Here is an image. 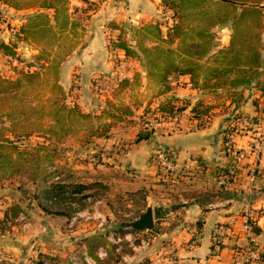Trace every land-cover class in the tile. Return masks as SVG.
Masks as SVG:
<instances>
[{
	"label": "rangeland",
	"instance_id": "374dc122",
	"mask_svg": "<svg viewBox=\"0 0 264 264\" xmlns=\"http://www.w3.org/2000/svg\"><path fill=\"white\" fill-rule=\"evenodd\" d=\"M44 1L15 0L18 7L32 10L24 15L14 14L10 7L19 8L13 7L10 0H0V42L16 46L12 55L0 49V73L10 78L21 77L24 71L39 74L34 82L23 84L19 97L1 100L0 135L16 140L21 149L29 152H34L38 144L48 148L42 154L47 156L37 174L29 162L14 172L0 173V230L7 235L14 231L18 236L30 230L38 233L36 239L42 237L54 249L43 260L48 264H89L83 256L88 240L92 245L90 264H127L120 253L125 246L131 250L130 242L142 246V240L148 239L143 231L128 226L139 218L146 199L143 193L127 188L129 176L126 168L117 165L118 156L128 150L126 145L138 128L154 131L160 125L175 123L171 113L160 110L161 105L174 107V113H180L177 124L183 120L194 123L195 104L214 115L226 113L232 108L233 94L235 97L251 87L235 82L243 83L250 76L254 85L264 82V75L253 77L257 70L245 68L254 52L264 47L260 38L264 36V0H253L261 9H257L262 13L259 20L256 14L248 13L234 23L231 18L243 9L240 3L226 6L221 0H175L176 18L174 22L163 18L162 26L160 21L157 26L142 28L108 22L107 36L110 31L113 34L108 37L107 47H111L110 43H124L131 57L140 58L143 69L138 65L133 68L131 63L124 65L126 59L118 57L113 67L104 69L102 76L92 80L84 91L78 69L62 68L60 63L88 38L90 16L70 21V0H46L57 6L56 13L50 16L52 11L40 7ZM25 18L28 21L23 22ZM175 23L179 26L173 30ZM133 39L137 41L136 49L132 48ZM27 42L36 44L42 53L29 54L23 49ZM48 56V62L43 61ZM120 63L126 74L123 79L118 76ZM174 65L195 70V78L179 77L173 73ZM168 68L171 70L166 72ZM179 87L195 94L178 97L172 91ZM81 96L84 106L80 104ZM59 105H78L81 111L89 108L91 112L85 113L91 117L70 122L66 119L73 129L68 133L57 127L53 133L38 130L24 135L31 129V116L38 111L47 115L51 125L57 123L50 113ZM153 120L156 127L150 125ZM107 127L108 132L100 135ZM57 185L68 186L58 199L44 192ZM15 204L21 206L26 219L21 220L19 214L5 221L6 211L11 216ZM123 245L119 252L117 248ZM102 247L107 255L100 257ZM73 256L75 260H71ZM34 263L37 261L30 264Z\"/></svg>",
	"mask_w": 264,
	"mask_h": 264
},
{
	"label": "crops",
	"instance_id": "0c3cea01",
	"mask_svg": "<svg viewBox=\"0 0 264 264\" xmlns=\"http://www.w3.org/2000/svg\"><path fill=\"white\" fill-rule=\"evenodd\" d=\"M164 1L70 0L68 19L71 21L90 16V25L86 30L88 38L72 54H68L60 66L78 69L83 91L92 80L102 76L104 69L112 68L118 57L126 59L124 65L131 63L133 68L142 66L139 57L133 58L123 49L112 52L107 47L108 37L113 31L107 36L105 24L111 21L126 22L142 28L157 26L160 21L161 25L162 19H166L162 9V5H166ZM10 9L14 14L22 12L24 15L32 11ZM47 10L52 11L48 13L50 16L56 13L55 8L48 7ZM133 40L132 48L136 49L137 41ZM25 45L23 49L29 54L42 53V49L33 42ZM48 60L49 56L43 61ZM133 68L132 71H141L143 66L142 69ZM142 73L147 74L143 70ZM178 76L188 80L190 75ZM144 78L148 82V77ZM175 90L172 92L181 98L188 97L190 93L195 94L184 87ZM244 93L243 102L232 105V111L237 115L255 116L257 121H262L264 91L249 87ZM83 99L81 96L80 104L84 106L86 103L81 102ZM84 112L91 111L86 108ZM228 121L229 114L221 113L215 115L213 121L204 128L183 120L178 124L175 122L156 127L147 140L137 141L139 128L130 137L132 139L126 145L128 150L118 156L116 163L126 168V176H129L127 188L145 195L144 208L140 213L152 205L155 226L152 232L143 231L149 246H134L130 242L128 246L131 250L125 246V251H121L124 245L117 248L127 264L144 260H149L150 264H235L239 250L260 247L264 251V155L255 181L249 180L248 171H244L235 183L227 187L219 186L213 179L228 162L224 139ZM160 148L174 152L175 163L179 167L177 173L163 174L152 162V156ZM248 220L254 223L257 231L246 230L245 223ZM35 236L39 235L32 230L21 236L14 231L3 234L0 230V264H30L49 258L47 254H51L54 249H50L42 237L36 239ZM48 263L45 261V264ZM250 264H264V259Z\"/></svg>",
	"mask_w": 264,
	"mask_h": 264
},
{
	"label": "trees",
	"instance_id": "16d2710c",
	"mask_svg": "<svg viewBox=\"0 0 264 264\" xmlns=\"http://www.w3.org/2000/svg\"><path fill=\"white\" fill-rule=\"evenodd\" d=\"M11 2H13L15 8H19L17 6V4H15V0H10ZM193 1V0H192ZM223 5L226 6H236L238 5V3L242 4V10L240 13H238V15L233 16L231 19H233L234 23H236L239 20H243V18H246V15L248 13H253L257 15V20H259L258 18L260 17V15L262 13L258 12L257 9H259V5L257 6V2H254L253 0H221ZM48 1H44L42 5H40L41 8H48V7H52L55 8L57 11V6L56 5H52L53 3H48ZM164 3L166 5H168L169 7H171L174 11V13H177V8L175 7V0H165ZM261 10V9H259ZM25 26V25H23ZM28 26H31V24H28ZM178 25V23H175L173 25V30L174 28H176ZM26 27H24L25 30ZM34 27L32 26L31 29H33ZM36 29V28H35ZM264 36L261 34L260 38L263 41V46H264ZM119 48L125 50L127 55H131V51L129 49V47L127 45H125L124 43L120 44V46L118 44H116ZM0 49L3 51L8 52V54H15V50H16V46L13 45L12 43H6V42H0ZM14 49V50H13ZM249 64H247L245 66V68L248 69H252V70H257V72L255 73V75L253 77L256 76H260V75H264V47L262 50L259 51H255L254 54L250 57V61L248 62ZM173 73H176L178 75H190L192 76V79L195 78L194 76V72L195 70L193 69H183L182 67L179 66H173ZM171 70V68L166 69V72H169ZM213 70V69H212ZM216 70V69H214ZM232 70V69H231ZM229 71V69H226V72ZM213 76L215 77V74L212 73ZM37 78H39V74L35 71H24L21 73V77L18 78H10V77H6L4 75H2L0 73V102L2 99H6L8 100L10 97H19L20 94H22L21 92V88L23 86V84L25 83H32L34 82ZM257 82V81H256ZM236 85H243L245 86H251L253 88H256L258 90L264 91V82H260L258 81L256 83V85H254V80L252 79V76H250V78L246 79L243 83L240 82H235ZM165 84H167V81H165ZM233 85V83H231ZM242 86V87H243ZM255 86V87H254ZM170 85H168V89H170ZM243 89V88H242ZM232 90H235V88H232ZM11 96H9V94H11ZM244 93L243 92H239L235 95L233 94V99L231 100L230 106L231 105H239L241 104V101L244 100L243 97ZM9 96V97H7ZM201 104H195L192 107L193 112L195 113V115L201 114V113H208V110L202 109L200 107ZM161 111L164 112H169L171 114H174V107H170L168 106H162L161 105ZM36 111V110H35ZM52 118L54 119L55 122L51 125V123H48L47 121V115L40 113L39 111L36 113V116H31L32 117V123H31V129H29V131L23 132L24 135L26 136H30L33 135L35 132H38V130L41 131H49L51 133L56 132L57 127H60L61 130H63V133H68L70 131H72V127L70 124H68V121H79L80 118H90L91 115H89V113H85L84 111H81V109H79L78 105H75L73 107H67L66 105H59V107H57L56 111H53L50 113ZM68 119V121L66 120ZM99 130V128H97V131ZM106 131V132H105ZM108 132V127L104 130H102L100 132V135H105V133ZM153 131H149L146 129H142L137 137V141H142V140H147L150 138L151 134ZM22 135L17 136L18 140ZM47 146L45 144H38L35 147V151H28V149H21V147L17 144L16 140L11 139L10 137L5 136L4 134L0 135V173H5V172H14V170L18 167L24 166V164L26 165L27 162H29L30 168L33 170V173L35 175V173L37 174L40 170L41 167L44 163V159L43 157L47 156V155H42L43 153L46 152L47 150ZM48 154V153H47ZM50 156V155H49ZM30 157V158H29ZM35 181V180H34ZM68 188V186L66 185H57L54 187H51L49 189H46L44 192L47 193L49 196L54 197L55 199H58L62 194L63 191ZM62 192V193H61ZM48 196V197H49ZM21 212L23 213V211L21 210V206L18 204H15L12 207V215H9V212L6 211L5 213V221H9L12 218L17 217L19 214H21ZM154 228L146 230V233L152 232ZM254 230L257 231L256 228H254ZM87 247H88V252L91 253L89 248H92L91 242L90 240L87 241ZM36 264H45V261L40 260L38 261ZM135 264H150L149 260H144L142 262H137Z\"/></svg>",
	"mask_w": 264,
	"mask_h": 264
},
{
	"label": "built area",
	"instance_id": "2783aa9c",
	"mask_svg": "<svg viewBox=\"0 0 264 264\" xmlns=\"http://www.w3.org/2000/svg\"><path fill=\"white\" fill-rule=\"evenodd\" d=\"M162 9L169 22H172V20L176 18L173 9L168 5H163ZM160 26H162V24ZM113 44H109L112 52L122 50L117 45ZM118 67L119 79L125 78L126 74L124 73L123 64L120 63ZM226 113L229 114V121L224 129V139L228 162L220 172L213 176L216 183L222 187H227L235 183L244 171H248V177L251 182L257 180L261 169L260 162L264 155V111L262 112V121H257L255 116L234 114L232 109ZM172 115L170 119L175 122L180 117V113L177 112ZM214 117L215 115L213 112L201 113L196 115L194 123L198 128H204L213 121ZM154 121L155 120L151 121L150 125H153ZM152 162L160 168L163 174L171 175L179 171V167L175 163L174 152L168 148L158 149L152 156ZM20 219L25 220L26 217L21 214ZM245 228L248 231H254V223L248 220L245 223ZM114 240L116 241L117 238H114ZM142 245L143 247L149 246V240L143 239ZM84 248L83 256L90 264L92 257L89 255L85 244ZM106 255V249L103 247L100 248L99 256L102 257ZM237 257L235 264H250L264 259V251L261 250L260 247H249L246 250H239ZM75 259V256L71 257V260Z\"/></svg>",
	"mask_w": 264,
	"mask_h": 264
},
{
	"label": "water",
	"instance_id": "95a60500",
	"mask_svg": "<svg viewBox=\"0 0 264 264\" xmlns=\"http://www.w3.org/2000/svg\"><path fill=\"white\" fill-rule=\"evenodd\" d=\"M128 226H132L134 229L139 231L154 228L155 214L152 205L149 206L145 212L141 213L140 217L136 221L129 223Z\"/></svg>",
	"mask_w": 264,
	"mask_h": 264
}]
</instances>
